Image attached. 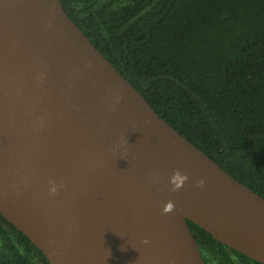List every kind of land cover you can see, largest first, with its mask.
Listing matches in <instances>:
<instances>
[{
    "label": "water",
    "instance_id": "water-1",
    "mask_svg": "<svg viewBox=\"0 0 264 264\" xmlns=\"http://www.w3.org/2000/svg\"><path fill=\"white\" fill-rule=\"evenodd\" d=\"M177 168L189 179L173 192ZM0 214L49 264H204L187 220L264 264V198L162 118L60 0H0Z\"/></svg>",
    "mask_w": 264,
    "mask_h": 264
},
{
    "label": "trees",
    "instance_id": "trees-1",
    "mask_svg": "<svg viewBox=\"0 0 264 264\" xmlns=\"http://www.w3.org/2000/svg\"><path fill=\"white\" fill-rule=\"evenodd\" d=\"M154 110L264 198V0H60ZM204 264H261L187 220ZM0 264H49L0 214Z\"/></svg>",
    "mask_w": 264,
    "mask_h": 264
},
{
    "label": "clouds",
    "instance_id": "clouds-1",
    "mask_svg": "<svg viewBox=\"0 0 264 264\" xmlns=\"http://www.w3.org/2000/svg\"><path fill=\"white\" fill-rule=\"evenodd\" d=\"M188 179L189 177L186 173H182L179 168L175 169L173 171V174L169 178V182L172 185V191L175 192L181 189L184 186V184L188 181ZM195 183H196V186L202 188L205 184V181L203 178H201V179L196 180ZM56 191H57V188L55 184H53L52 187L50 188V192L54 194ZM174 209H175L174 202L172 200H169L164 204L162 211L164 213H171ZM144 243H148L147 238H145Z\"/></svg>",
    "mask_w": 264,
    "mask_h": 264
}]
</instances>
